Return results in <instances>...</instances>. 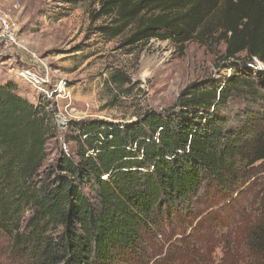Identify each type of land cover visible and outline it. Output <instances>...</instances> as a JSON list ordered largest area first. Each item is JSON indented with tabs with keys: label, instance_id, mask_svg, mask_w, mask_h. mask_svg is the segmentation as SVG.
Returning a JSON list of instances; mask_svg holds the SVG:
<instances>
[{
	"label": "trees",
	"instance_id": "obj_1",
	"mask_svg": "<svg viewBox=\"0 0 264 264\" xmlns=\"http://www.w3.org/2000/svg\"><path fill=\"white\" fill-rule=\"evenodd\" d=\"M103 15L111 24L98 29L108 37L129 30L125 43L154 38L183 49L189 41H216L224 44L218 63L245 53L247 63L264 66V0H100L92 17ZM254 68L255 79L231 73L221 86L190 84L170 107L145 110L130 123L72 121L67 139L75 149L53 163L48 143L56 123L48 101L33 104L15 85H0V236L9 241L10 258L181 264L179 252L148 242L165 236L166 224L174 230L193 217L204 191L224 192L236 161L264 168V113L234 129L220 115L240 85L251 96L264 89V69ZM125 79L112 75L115 83ZM257 217L246 240L251 262L241 264H264V189ZM193 249L186 247L188 264H197Z\"/></svg>",
	"mask_w": 264,
	"mask_h": 264
},
{
	"label": "rangeland",
	"instance_id": "obj_2",
	"mask_svg": "<svg viewBox=\"0 0 264 264\" xmlns=\"http://www.w3.org/2000/svg\"><path fill=\"white\" fill-rule=\"evenodd\" d=\"M99 2L0 0V10L16 23L14 43L5 44L0 38V85H15L33 104L48 101L56 123L55 137L48 143L50 163L61 151H74V142L67 139L72 121L130 123L145 110L170 107L190 84L221 86L231 73L255 79L254 67L264 69L258 60L254 65L243 60L245 53L240 60L218 63L224 44L216 41L204 45L189 41L181 49L154 38L125 43L127 29L108 37L98 27L111 24L110 18L92 17ZM118 71L127 79L115 83L112 75ZM246 88L240 85L242 92L232 93L220 109L227 129L247 125L264 113V89L256 87L257 95L251 96L243 92ZM236 162L237 171L224 192L204 191L195 202L193 217L178 222L174 230L166 224L165 236L151 239L148 246L179 252L181 264H188V244L197 264L250 263L246 240L248 228L258 218L264 168L260 162L248 169ZM9 245L0 236V264L19 262L10 258Z\"/></svg>",
	"mask_w": 264,
	"mask_h": 264
},
{
	"label": "built area",
	"instance_id": "obj_3",
	"mask_svg": "<svg viewBox=\"0 0 264 264\" xmlns=\"http://www.w3.org/2000/svg\"><path fill=\"white\" fill-rule=\"evenodd\" d=\"M0 38L5 44L16 41V23L2 10H0Z\"/></svg>",
	"mask_w": 264,
	"mask_h": 264
}]
</instances>
